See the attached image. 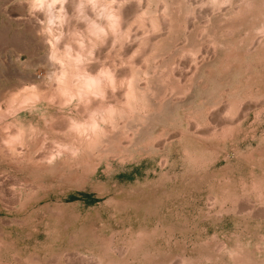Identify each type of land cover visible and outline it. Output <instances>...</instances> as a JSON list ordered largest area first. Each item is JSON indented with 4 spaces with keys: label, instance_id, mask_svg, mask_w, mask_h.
Returning a JSON list of instances; mask_svg holds the SVG:
<instances>
[{
    "label": "rangeland",
    "instance_id": "obj_1",
    "mask_svg": "<svg viewBox=\"0 0 264 264\" xmlns=\"http://www.w3.org/2000/svg\"><path fill=\"white\" fill-rule=\"evenodd\" d=\"M124 3L135 111L78 141L83 109L12 101L46 50L0 0V264H264V0Z\"/></svg>",
    "mask_w": 264,
    "mask_h": 264
},
{
    "label": "clouds",
    "instance_id": "obj_2",
    "mask_svg": "<svg viewBox=\"0 0 264 264\" xmlns=\"http://www.w3.org/2000/svg\"><path fill=\"white\" fill-rule=\"evenodd\" d=\"M19 4L26 6L27 18L38 26L36 36L46 50V71L39 84L24 83L12 101L27 93L29 109L37 108L42 96L49 105L83 109L84 118L71 119L67 128L78 141L102 138L109 127L114 131L125 115L135 111L127 103L134 87L131 74L118 78L117 73L124 69L122 60L108 59L109 54L115 56L119 51L122 41L126 46L130 39L122 15L124 0H19ZM104 49L101 59L98 53ZM121 92L123 115L114 104H106L110 94ZM101 104L106 106L101 108ZM57 149L58 157L67 154L76 159L82 154L79 143H60Z\"/></svg>",
    "mask_w": 264,
    "mask_h": 264
}]
</instances>
